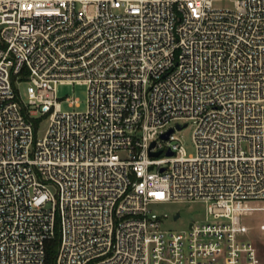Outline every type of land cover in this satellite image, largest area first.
<instances>
[{
    "label": "built area",
    "instance_id": "2783aa9c",
    "mask_svg": "<svg viewBox=\"0 0 264 264\" xmlns=\"http://www.w3.org/2000/svg\"><path fill=\"white\" fill-rule=\"evenodd\" d=\"M263 214L264 0H0V264H264Z\"/></svg>",
    "mask_w": 264,
    "mask_h": 264
},
{
    "label": "rangeland",
    "instance_id": "374dc122",
    "mask_svg": "<svg viewBox=\"0 0 264 264\" xmlns=\"http://www.w3.org/2000/svg\"><path fill=\"white\" fill-rule=\"evenodd\" d=\"M20 95L23 100L27 99V82H21L18 86ZM57 94L60 101H62V110L63 111H77L81 112L85 110L86 107V87L84 85H60L57 88ZM67 98L70 99H78L79 106L71 107L68 102L65 100ZM48 119L42 118L40 123L38 124L37 137L42 138L46 132L48 127ZM178 137V140L183 145L188 155L193 154L194 147L192 142V129L185 128L181 132H177L175 134ZM163 145L166 146L164 143ZM156 212L161 215L166 214L169 218L166 219L163 223V228L172 230V231H180L187 229L190 224V219L195 218L200 220L204 217V205L200 202H185L179 201L170 204L156 206L154 208ZM180 214V218L177 221H174L173 215L178 213ZM257 215H254L256 217ZM258 220H264V214L259 215ZM257 236V245L260 250V254L264 263V232H256Z\"/></svg>",
    "mask_w": 264,
    "mask_h": 264
},
{
    "label": "trees",
    "instance_id": "16d2710c",
    "mask_svg": "<svg viewBox=\"0 0 264 264\" xmlns=\"http://www.w3.org/2000/svg\"><path fill=\"white\" fill-rule=\"evenodd\" d=\"M59 245V234L57 232L56 237L53 240H50L46 244V263L55 264V257L57 254Z\"/></svg>",
    "mask_w": 264,
    "mask_h": 264
},
{
    "label": "water",
    "instance_id": "95a60500",
    "mask_svg": "<svg viewBox=\"0 0 264 264\" xmlns=\"http://www.w3.org/2000/svg\"><path fill=\"white\" fill-rule=\"evenodd\" d=\"M179 129H180V127H178ZM173 132V130L171 129V130H169L167 133H165V134H163L162 136H161V138H163V139H167L168 138V136H169V134L170 133H172ZM155 146V142H153L152 144H151V148H153ZM160 151L159 152H152L150 155L151 156H158V155H160ZM168 155H172V153L171 152H168L167 153ZM179 217V214H176L175 215V219H177Z\"/></svg>",
    "mask_w": 264,
    "mask_h": 264
}]
</instances>
